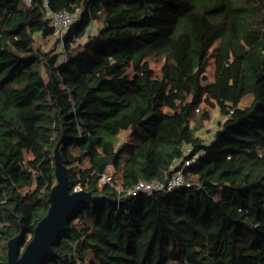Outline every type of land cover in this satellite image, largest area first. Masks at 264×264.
<instances>
[{"label":"trees","instance_id":"16d2710c","mask_svg":"<svg viewBox=\"0 0 264 264\" xmlns=\"http://www.w3.org/2000/svg\"><path fill=\"white\" fill-rule=\"evenodd\" d=\"M56 147L103 198L39 264H264V0H0V261L49 210ZM194 157L189 186L127 193Z\"/></svg>","mask_w":264,"mask_h":264},{"label":"water","instance_id":"95a60500","mask_svg":"<svg viewBox=\"0 0 264 264\" xmlns=\"http://www.w3.org/2000/svg\"><path fill=\"white\" fill-rule=\"evenodd\" d=\"M54 158L57 183L50 191L51 204L47 214L36 225L33 237L22 253L20 246L23 231L8 241V258L6 261H0V264H39L44 258L54 256L53 243L65 231L67 219L76 207L87 198H103L92 197L90 192L82 189L70 191L67 167L63 163L58 147L54 151Z\"/></svg>","mask_w":264,"mask_h":264},{"label":"built area","instance_id":"2783aa9c","mask_svg":"<svg viewBox=\"0 0 264 264\" xmlns=\"http://www.w3.org/2000/svg\"><path fill=\"white\" fill-rule=\"evenodd\" d=\"M79 19V13L71 12L70 10H61L51 13V21L54 27V34L57 39V44L62 47L64 51V45L70 34L71 25ZM95 25L90 27V31L96 30ZM74 39H77L74 35ZM59 48V47H58ZM63 58H66V54H62ZM195 161L194 158H187L183 161L176 163L173 174L166 180H140L133 187L129 188L127 193L132 195H153L156 192H171L177 188L183 186H189L190 183L186 179L185 169ZM178 165V167H177ZM113 178V171L107 168L102 174L101 182L111 183ZM78 187H80L78 185Z\"/></svg>","mask_w":264,"mask_h":264},{"label":"rangeland","instance_id":"374dc122","mask_svg":"<svg viewBox=\"0 0 264 264\" xmlns=\"http://www.w3.org/2000/svg\"><path fill=\"white\" fill-rule=\"evenodd\" d=\"M96 25L97 24L95 23V27L94 28L97 29L98 26L96 27ZM37 39L42 42L43 38L41 37V35H39V36H37ZM36 42L38 43V41H36ZM45 43H47L48 46ZM45 43H44V39H43L42 46L44 48H46V50H47V49L50 48L51 45H53L55 43V38H49L48 42L45 41ZM57 48H58V51H62V47L59 46L58 44H57ZM215 113H216V117L213 120H211V121H207L206 124H205L204 130H203V133H202L205 137L210 136L212 131H214L216 129V127H217L216 124H217V121L219 119V114H218L217 109H215ZM108 168L113 171L112 167L109 166Z\"/></svg>","mask_w":264,"mask_h":264}]
</instances>
